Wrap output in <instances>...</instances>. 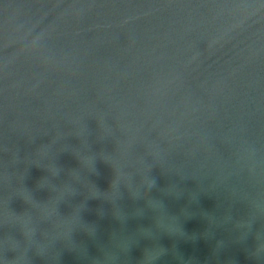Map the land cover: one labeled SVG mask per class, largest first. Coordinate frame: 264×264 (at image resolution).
<instances>
[{"label":"water","instance_id":"water-1","mask_svg":"<svg viewBox=\"0 0 264 264\" xmlns=\"http://www.w3.org/2000/svg\"><path fill=\"white\" fill-rule=\"evenodd\" d=\"M0 264H264V0H0Z\"/></svg>","mask_w":264,"mask_h":264},{"label":"clouds","instance_id":"clouds-1","mask_svg":"<svg viewBox=\"0 0 264 264\" xmlns=\"http://www.w3.org/2000/svg\"><path fill=\"white\" fill-rule=\"evenodd\" d=\"M151 185H152V181L148 184V186L151 187ZM22 229H23V231H24V235H25V237H26V238H29V237L31 236L32 233H31L30 231L25 230L23 227H22Z\"/></svg>","mask_w":264,"mask_h":264}]
</instances>
